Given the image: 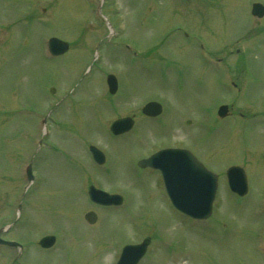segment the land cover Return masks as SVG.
Here are the masks:
<instances>
[{
	"label": "rangeland",
	"instance_id": "1",
	"mask_svg": "<svg viewBox=\"0 0 264 264\" xmlns=\"http://www.w3.org/2000/svg\"><path fill=\"white\" fill-rule=\"evenodd\" d=\"M33 1L38 9L29 8ZM108 1L103 16L113 34L93 14L90 0H0V109L5 113L12 107L9 116H0V224L6 223L8 215L1 201L6 198L8 205L13 204L10 198L19 188L18 167L40 136L25 108L51 109L57 121L50 126L48 138L58 148H42L36 155L38 174L26 199L19 200L21 212L27 215H20L7 231L29 243L26 262L21 257L18 264L43 263L37 258L49 252L39 249L32 254L38 231H51L49 225L65 232L58 243L61 249L53 256L59 264H66L62 260L105 264L102 256L108 243L90 257L84 241L124 238L126 233L117 223L134 214L141 221L150 219L155 232L172 236L170 258L149 252L146 262L138 264H264L260 246L264 211L259 206V196L264 194V119L233 115L221 119L215 107L233 105L235 99L245 115L264 112V15L252 19L248 0ZM42 15L48 21L40 24L37 19ZM46 33L69 42L68 51L46 59L41 38ZM100 36L104 40L97 42L99 57L93 63L88 43ZM201 46L207 51H201ZM217 58L222 62L218 66ZM84 64L90 66L83 75ZM108 72L120 83L112 96L104 83ZM229 79L239 88L238 95L223 87ZM151 98L164 108L158 122L140 117V105ZM132 114L135 127L117 136L108 134L111 120ZM90 143L105 154L106 169L85 164ZM172 145L191 150L214 171L243 165L249 193L238 198L228 192L223 171L209 220L200 224L167 212L169 202L158 174L137 168L135 159ZM88 184L119 193L124 206L118 221V211L104 208L103 220L75 244V237H70L89 232L83 224L91 226L82 218L92 207L83 197ZM68 216L75 221H66ZM177 221L178 229L172 225ZM125 228L127 236L139 237L132 225ZM110 254L107 264L114 259ZM6 256L0 250V264Z\"/></svg>",
	"mask_w": 264,
	"mask_h": 264
},
{
	"label": "water",
	"instance_id": "2",
	"mask_svg": "<svg viewBox=\"0 0 264 264\" xmlns=\"http://www.w3.org/2000/svg\"><path fill=\"white\" fill-rule=\"evenodd\" d=\"M113 81H114L113 77L109 76L108 82H109L111 91L114 88V82ZM155 109H156V111L158 110L157 104L154 102H150L148 105L145 106L143 111L144 112H150V111H155ZM131 123H132V121L129 118H122V119L115 121L114 126L117 127V131H121V130L128 128L131 125ZM185 152H186V154L189 155V153L187 151H185ZM189 157L192 159L191 161L195 167L204 171L203 167L197 161H195L194 158H192L191 156H189ZM150 158L144 160L143 162L145 164H149V163L153 164V162H154V163H162V164L166 165L169 168V172H170V175L172 178L177 177L180 173L185 175L186 180H189V178L192 177V172L189 169L185 170V168H182V167H180L178 169L173 164H170L165 160H159L158 157L154 156V155ZM231 170L232 171L234 170V171L241 174L240 168L231 167L228 170V175H229ZM213 180H215L214 176H213ZM213 180H212V185L215 186V181H213ZM230 180L234 185H237V181H235L233 179V177H231ZM241 180H242V186H243V190H244V188H245L244 177H242ZM176 184H177V197L175 198V200H176V203L178 205L190 207V206H193L194 204H197V205H199V207L201 209V212L199 213V215H208L209 214L210 203H211L212 196H213L212 192L214 191L213 186L211 188V194H209V195L204 194L202 196H193L192 194L185 192L182 188V185L179 182H176ZM196 186H197V184H196ZM193 189H195V187H193ZM192 200H196V201H192Z\"/></svg>",
	"mask_w": 264,
	"mask_h": 264
}]
</instances>
